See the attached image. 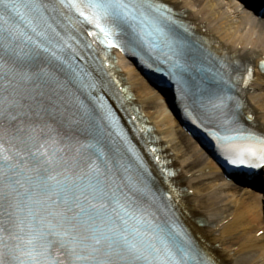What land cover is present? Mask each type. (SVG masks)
<instances>
[{"label": "snow or ice", "instance_id": "1", "mask_svg": "<svg viewBox=\"0 0 264 264\" xmlns=\"http://www.w3.org/2000/svg\"><path fill=\"white\" fill-rule=\"evenodd\" d=\"M114 48L166 65L225 159L264 169L253 68L206 56L164 0H0V264H218L101 94Z\"/></svg>", "mask_w": 264, "mask_h": 264}, {"label": "bare ground", "instance_id": "2", "mask_svg": "<svg viewBox=\"0 0 264 264\" xmlns=\"http://www.w3.org/2000/svg\"><path fill=\"white\" fill-rule=\"evenodd\" d=\"M182 11L198 37L231 60H243L254 70L246 89L253 123L264 130V16L253 9L255 0H164ZM119 65L136 101L155 127L160 145L176 169L181 204L191 209L199 225L188 223L202 237L218 264H264V205L255 178L226 179L216 159L196 137H189L169 93L150 82L124 58ZM192 135V134H191ZM224 174V175H223ZM240 179L239 176H234Z\"/></svg>", "mask_w": 264, "mask_h": 264}, {"label": "rangeland", "instance_id": "3", "mask_svg": "<svg viewBox=\"0 0 264 264\" xmlns=\"http://www.w3.org/2000/svg\"><path fill=\"white\" fill-rule=\"evenodd\" d=\"M183 130H184V128H183ZM185 131V130H184ZM185 133H187L186 131H185ZM188 134V133H187ZM189 137H190V135H189ZM258 193H259V195H260V197H261V200H262V203H263V205H264V189H262V188H259L258 189Z\"/></svg>", "mask_w": 264, "mask_h": 264}]
</instances>
